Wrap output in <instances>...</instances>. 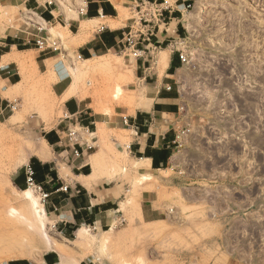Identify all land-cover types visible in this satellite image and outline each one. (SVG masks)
Here are the masks:
<instances>
[{
	"label": "rangeland",
	"instance_id": "obj_1",
	"mask_svg": "<svg viewBox=\"0 0 264 264\" xmlns=\"http://www.w3.org/2000/svg\"><path fill=\"white\" fill-rule=\"evenodd\" d=\"M144 1L150 2L130 0L117 8L109 28L125 22L127 28L134 7ZM48 2L60 26L53 23L51 34H37L39 25L23 19L34 37L16 47L34 51L41 37L56 41L68 72L58 85L64 88L60 94L53 64L41 74L31 64L21 66V82L1 94L11 100L0 109V264H264V0H177L191 4L184 26L193 36L182 30L180 35L193 45L194 58L198 51L205 58L194 72L189 66L177 72L183 127L172 156L166 154L152 177L115 145L125 142L127 133L94 122L95 114H102L117 121L116 129L125 128L119 115L147 106L165 67L151 65L155 75L140 89L134 84V59L122 55L121 46L83 63L71 47L83 24L77 28V21L70 22L69 33L62 20L76 18L85 0ZM6 16L0 9V21ZM161 57L167 59V53ZM176 90L171 95L178 97ZM66 100L80 102L82 112L65 114ZM86 144L94 145L86 150ZM72 147L82 155L75 157ZM42 151L46 158L36 155ZM79 174L90 175L86 182L110 183L103 189L120 185L107 205L91 214L77 212L80 224L69 223ZM15 176L23 177L24 185L13 187ZM55 179L72 191L49 196ZM25 190L44 209L42 218ZM85 202L78 198L74 206ZM140 211L150 220L141 221ZM79 229L87 230L82 240ZM20 255L25 257H13Z\"/></svg>",
	"mask_w": 264,
	"mask_h": 264
},
{
	"label": "crops",
	"instance_id": "obj_2",
	"mask_svg": "<svg viewBox=\"0 0 264 264\" xmlns=\"http://www.w3.org/2000/svg\"><path fill=\"white\" fill-rule=\"evenodd\" d=\"M155 1L162 2L165 0ZM176 1L177 0H172L173 4L165 3L173 7ZM129 3L130 0H85L83 6L77 11L76 18H72V20L67 22L62 20L66 24L67 29L70 26V22L74 23L75 21H77V25H75L77 28H79L81 24H86L88 27L85 32V41H78L81 34L80 31V34L75 36V41L77 40V43L74 42L75 45L71 44V47H73L74 50L73 52L77 55L76 58L78 60L85 63L90 61L93 57L97 58L101 53L115 52L116 49L120 48V31L121 29L126 28L127 22L123 23L122 27L119 29L114 30L109 28L108 23L110 20L117 18V8ZM50 5L51 4L48 0H0V9L7 12L6 18L0 21V109L4 106L9 107V102L11 100L5 96V98H3L1 94H7L9 89H12L21 82L19 67L28 64H31L33 71L37 74H41L42 72L46 73L48 66L53 64L55 77L58 79L54 86L57 87L60 94L64 91V88H58V85L66 79L68 69L63 58H61V54L63 53L60 48V53L58 54L57 52L53 55L50 52L41 53L39 50H18L16 47L21 43V45H25L29 40L28 37H34V34L27 33L26 30H28V28L23 26V19L26 20V18H28L34 21V23H31L32 26L37 27L39 25L36 29L38 32L37 34H42L46 31L51 34V31L48 30V28H51L54 24L60 26L56 20L57 16L55 15V12L50 9ZM45 12L46 14H44ZM43 14L47 15L46 19L43 18ZM176 25L177 23L173 22L171 27ZM32 29L34 30V28ZM178 30L182 29L178 27ZM67 31L71 33L69 29ZM35 37L37 38V36ZM41 38L46 39L45 37ZM156 38L162 41L167 37L164 34L159 33L156 35ZM154 40L155 39L152 41ZM166 44L167 42H165L154 61L156 68H158L160 54H162V52L167 53L164 75H157L155 82L153 83L154 88L151 95L152 98L147 106L133 110V113L128 116L119 115V123L122 126H125L123 124V118L128 121V126H125V128L121 130L114 127L115 124H118L116 123V120H109V118L103 119L105 116L102 114H95L97 118L94 122L95 126L103 125L108 131L115 132L119 130L127 133L126 136H124L126 137L124 139L125 142H116L115 145L122 152L129 156L133 155L134 158H136L135 160H139V163L143 165L139 168V171L148 174L151 177L153 176L152 173L160 171L159 168L162 166L164 157L162 152L172 156L171 153L173 152V148L178 143L179 129L183 127L181 126L179 119L181 102H179L180 94L175 80L177 72L181 71L183 67L180 64L177 55L173 54L170 48L166 47ZM64 49L66 50V48ZM29 52L32 53L30 54ZM23 55L25 56L23 57ZM122 55L127 54L122 53ZM154 64L148 63L146 58L134 60L132 69L135 79L134 84L137 88H146L144 85L146 79H151V77L155 75L150 72L152 69L151 65ZM41 69L44 71H41ZM168 87H170V90H167ZM175 90L178 97L174 94L171 95ZM64 109L66 111L65 114L70 116H75L82 112L80 102L75 100H66L64 103ZM109 124L112 126H109ZM54 139L55 141L53 143L56 144L57 138L55 137ZM97 143L98 141H96V144ZM153 158L155 159L158 168H153ZM170 160L169 157L167 165L170 163ZM38 163L43 166L47 162L41 161ZM85 166L86 165H81L80 168ZM50 171H52V169H50ZM49 177L52 179L53 175L50 174ZM89 177L90 175L87 177L81 174L74 176L76 179L75 185L77 186L75 187L77 188L76 192L77 195H79L74 197L76 199L83 198L87 202H85V205L83 206H74L76 204V199L69 200L70 203L74 204L72 205L74 208L69 223L76 222L80 224V220L75 217L77 212L89 211L91 214L92 210L97 206L110 203L113 193L120 189L118 182L115 186L103 189L104 185L107 186L110 183L107 184L106 181L102 179L94 182L89 181L87 182L89 183L87 186L85 179ZM14 181V185H12L13 187L24 185L23 177L15 176ZM55 183L56 186L54 187V191L48 193L49 196L60 192L66 193L67 191H72V187L64 185V182H60L58 179L57 181L55 179ZM64 188H66V190H64ZM97 195L100 198V204L97 202ZM111 204H113V202H111ZM108 211L109 209L107 208L106 212ZM140 220L146 221L150 219H148L146 212L140 211ZM97 223V221L93 222L94 225ZM113 223L115 222L113 221L112 224Z\"/></svg>",
	"mask_w": 264,
	"mask_h": 264
},
{
	"label": "built area",
	"instance_id": "obj_3",
	"mask_svg": "<svg viewBox=\"0 0 264 264\" xmlns=\"http://www.w3.org/2000/svg\"><path fill=\"white\" fill-rule=\"evenodd\" d=\"M138 9V10H137ZM191 9L190 2H184L178 4L177 1L174 3V6H169L165 1L158 2L155 0H150V2H142L141 5L134 7V16L131 19V24L126 28V32L122 34L119 45L121 46L122 53L131 56L134 60L144 59L148 60V63L154 64L155 57L163 48L165 42H167L166 47L170 48L173 54L177 55V58L182 67H191L192 71H195L197 65L195 63H203L204 56L201 55L202 51H198L197 56L194 58L191 48H194L193 45L190 46L187 37L180 35L178 27L184 31V33L191 35L184 26V23L188 24V15L189 10ZM176 22L177 25L171 27V24ZM164 34L167 38L165 40H158L156 38L157 34ZM155 39L154 41H152ZM49 40L40 38L36 41L38 49L41 52L46 53H57L59 51V45L56 41L48 42ZM226 42V41H225ZM222 41V44H225ZM246 59L242 58V61ZM247 61H250L249 59ZM255 63V62H254ZM256 64V63H255ZM250 67V66H249ZM192 72V73H193ZM170 90V87L167 88ZM123 124L128 126V121L123 118ZM69 137H72L69 134ZM72 141V139H70ZM94 145V144H93ZM93 145H85L86 150H91ZM73 154L75 157L82 155V152H79L77 149L72 147ZM31 175V174H30ZM28 183L37 190L42 199L48 197L40 187L34 186L32 179L27 180ZM66 190V188H64Z\"/></svg>",
	"mask_w": 264,
	"mask_h": 264
},
{
	"label": "bare ground",
	"instance_id": "obj_4",
	"mask_svg": "<svg viewBox=\"0 0 264 264\" xmlns=\"http://www.w3.org/2000/svg\"><path fill=\"white\" fill-rule=\"evenodd\" d=\"M115 6V5H114ZM121 11V10H120ZM82 29H81V34H80V37H79V39H78V41L79 42H83V41H85L84 40V38H86V35H85V32L87 31V26L84 24L83 25V27H81ZM77 41V40H76ZM78 42V43H79ZM77 43V42H76ZM159 65L161 66V68H164L165 66H166V58H162L161 57V59H160V61H159ZM38 151V150H37ZM36 155H38L40 158H46L47 157V155H46V153H44L43 151L42 152H37L36 153ZM139 161V160H138ZM143 166V165H142ZM149 168V167H148ZM88 180V179H87ZM86 184H87V186L89 185V183H87L86 182ZM23 193L25 194V198H27V199H29V200H32L34 197H32L31 196V194L29 193V191L28 190H25V191H23ZM33 201V200H32ZM36 202V201H35ZM34 201H33V203H34V206H36V210H34L35 211V214H36V216L38 217V218H42V216H44V214H45V211H44V209L40 206H37L38 204H36ZM87 231V230H86ZM86 231H84V230H82V229H79L78 231H77V233H76V235H77V237L79 238V239H81L82 240V238H83V234H85V232ZM76 237V238H77ZM14 257V259L15 258H17V257H20V258H17V259H23L25 256L24 255H20V256H13Z\"/></svg>",
	"mask_w": 264,
	"mask_h": 264
},
{
	"label": "trees",
	"instance_id": "obj_5",
	"mask_svg": "<svg viewBox=\"0 0 264 264\" xmlns=\"http://www.w3.org/2000/svg\"><path fill=\"white\" fill-rule=\"evenodd\" d=\"M45 140H47V141L49 142L48 136H45ZM162 154H164L163 162H165L166 157H167V156H166V153H165V152H162ZM153 168H158V166H157L156 161H155L154 158H153ZM44 260H45L46 262H48V261H47V256L44 257ZM10 264H20V263H19V262H12V263H10Z\"/></svg>",
	"mask_w": 264,
	"mask_h": 264
}]
</instances>
